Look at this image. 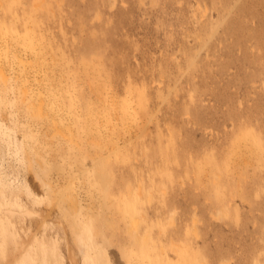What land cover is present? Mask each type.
I'll return each instance as SVG.
<instances>
[{
	"label": "rangeland",
	"instance_id": "374dc122",
	"mask_svg": "<svg viewBox=\"0 0 264 264\" xmlns=\"http://www.w3.org/2000/svg\"><path fill=\"white\" fill-rule=\"evenodd\" d=\"M0 68V264H264V0H0Z\"/></svg>",
	"mask_w": 264,
	"mask_h": 264
},
{
	"label": "bare ground",
	"instance_id": "6f19581e",
	"mask_svg": "<svg viewBox=\"0 0 264 264\" xmlns=\"http://www.w3.org/2000/svg\"><path fill=\"white\" fill-rule=\"evenodd\" d=\"M22 61H23V59L22 60L20 59L19 62L21 63ZM22 63H24V61ZM0 81L2 83H5L7 81V77L5 76V74L1 70V68H0ZM31 106H32L33 115L35 117H42L43 116V112L44 111H43L42 102L41 103H37V104H33ZM56 125H57V123H56ZM57 126H59V125H57ZM56 134L65 135V137L69 136V139L70 138L72 139V137H73L72 129L69 128V127H67L65 130H63L62 128L58 127L56 129ZM26 161L29 163V167L31 168L32 172H34V174H35L34 176H36V178L39 179L42 188H44V191H45L44 193L47 194V195H50L52 193V188H51L49 183H46L45 181H43V179H44L43 177H42L43 179L40 178L41 165L38 162V160H36L35 158H32V157H28V159ZM94 178L97 181L101 182L102 184L106 183L105 175H104V173L102 171L97 170L95 172V174H94ZM22 187H23V190H24L26 196L29 197V198H32L33 193L31 191V188H30L29 184L27 183V181H25V180L23 181ZM5 189H6V185L3 183L2 175L0 173V191H3ZM57 204H58L59 208L61 209V211L63 213H65V214H67V215L75 214L77 212V210H78V207H79V203H78V200H77L76 196H74L72 194H62V196H60L57 199ZM5 211H6L7 214H9L10 217H14L16 215H21V216H26V217L30 218V217H34L35 214H36L35 211H33L31 209H28L27 207L22 209V210H19V211H15L13 209H6ZM137 224H138L137 220L136 219L133 220L131 222V224H130L131 229L132 228L134 229L137 226ZM76 231L78 233L81 232L80 229H77ZM129 233H130V231H129ZM78 250L81 253H83V254L85 252L84 247L79 246V245H78ZM68 260H69L70 264H78L77 257L75 256L74 252L70 248L68 249Z\"/></svg>",
	"mask_w": 264,
	"mask_h": 264
}]
</instances>
